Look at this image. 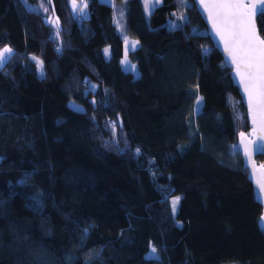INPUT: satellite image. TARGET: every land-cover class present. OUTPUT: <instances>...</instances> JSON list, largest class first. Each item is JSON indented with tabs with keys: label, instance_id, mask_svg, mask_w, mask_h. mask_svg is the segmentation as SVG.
<instances>
[{
	"label": "trees",
	"instance_id": "1",
	"mask_svg": "<svg viewBox=\"0 0 264 264\" xmlns=\"http://www.w3.org/2000/svg\"><path fill=\"white\" fill-rule=\"evenodd\" d=\"M71 1L0 0V49H13L0 70V264H264L236 148L246 112L192 0H161L148 18L141 0H113L138 42L136 77L113 5L85 0L80 17ZM175 14L185 21L167 27Z\"/></svg>",
	"mask_w": 264,
	"mask_h": 264
},
{
	"label": "snow or ice",
	"instance_id": "2",
	"mask_svg": "<svg viewBox=\"0 0 264 264\" xmlns=\"http://www.w3.org/2000/svg\"><path fill=\"white\" fill-rule=\"evenodd\" d=\"M72 3L75 10L76 0H72ZM199 3L208 13V20L223 42L229 63L234 66L236 76L239 77V83L248 98L253 123H259L261 130H264V38L258 35L255 23L257 18L264 22V0H199ZM149 6L155 7L146 0L145 7ZM44 10L47 11V8ZM78 10L83 12L84 8L81 7ZM181 19L186 17L182 16ZM171 27L178 28L180 25L174 24ZM125 43L127 46V40ZM136 43L138 42H133L131 47L134 48ZM208 51L205 49L206 53ZM107 52L108 49H105L106 54ZM12 56L13 49L10 47L0 49V70L10 62ZM38 63L42 67L43 62L38 61ZM124 63L129 70L135 71V65H130L127 59ZM199 104L200 99H197V105ZM256 150L264 152V143H258ZM258 183L260 191H264V182ZM179 199L176 197L172 201L173 211L176 210ZM261 221L264 222V217H261ZM156 254L157 249L152 247L147 258H156Z\"/></svg>",
	"mask_w": 264,
	"mask_h": 264
},
{
	"label": "water",
	"instance_id": "3",
	"mask_svg": "<svg viewBox=\"0 0 264 264\" xmlns=\"http://www.w3.org/2000/svg\"><path fill=\"white\" fill-rule=\"evenodd\" d=\"M192 3L205 25L206 33L213 47H215L221 55L225 67L230 70L232 85L237 89L240 101L246 112V120L249 126V131L247 133L243 132L237 135L236 148L242 161V167L247 171L246 177L252 187L254 199L261 207L259 226L264 233V222L261 221V217H264V191H260V184L258 183L264 182V159L263 161L256 159L258 156H263L264 158V152L256 150V145L258 143H264V139H262V137H264V130H261L259 123H253L247 95L244 92L242 85L239 83V77L236 76L234 66L229 63L227 53L224 51L223 42L216 35L211 22L208 20V13L204 11V8L199 3V0H192ZM256 28L258 35L261 38H264L257 25Z\"/></svg>",
	"mask_w": 264,
	"mask_h": 264
},
{
	"label": "rangeland",
	"instance_id": "4",
	"mask_svg": "<svg viewBox=\"0 0 264 264\" xmlns=\"http://www.w3.org/2000/svg\"><path fill=\"white\" fill-rule=\"evenodd\" d=\"M99 1L102 2V3L108 4V5H113V21H114V23L116 25L117 32L121 36L122 42H123L122 56H121V58L119 60L120 65H121V68L123 70H125V71H129V72L133 73V75L135 77L138 76L139 73H138V70H137L136 66H135V71H132V70H129V68L126 67V65L124 63V61L127 59V61L130 63V65H135L134 63H132L129 60V58H128V52L138 46V43H136V46L134 48L131 47L132 43L133 42H137V40L134 39V38H132V37H130V36H128V35H126V33L124 31V25H125V21H124V17H125L124 16V10H125V7H126L125 2L115 3L113 0H99ZM148 2H149L150 5H155V7L161 4V0H148ZM24 3H25V5H26L27 8H29V9H36V4H27L25 1H24ZM141 3H142V8H143L144 15H145L146 18H148V16L152 13V11L154 10L155 7L149 6L148 8H146L145 7L146 0H141ZM85 4H86V1L85 0H80V1H77L76 0V9L74 10L73 3L71 1L70 2L71 12L74 15H79L80 17H86L87 16V8L84 7ZM81 7L84 8L83 12H80L78 10ZM44 8H47V11H45L46 21L53 28V30H54L53 32L56 33V30L58 29V22H57V19H56L55 15H54V11H53L52 5L50 7L49 5H46L45 4ZM174 16H177V14H175ZM182 16L184 17V15H179V16H177V18H175L173 20L172 19H168L167 22H166L167 27H171L174 24L181 25L185 21V19H183V20L181 19ZM260 32H261L262 36H264V27L262 29H260ZM126 40L128 42L127 43V46H126V43H125ZM105 49H108L107 54L105 53ZM102 52H103V56L105 58H108L109 57L110 51H109V48L107 46L103 48ZM30 59L34 63L38 64L37 63V61H38L37 58L36 59H33V57H30ZM38 67H37V74L38 75H42L43 72L41 70V66L39 68ZM200 106H201V99H200V104L199 105H197V102H196L195 112H197V111L200 110ZM256 159L259 160V161H263L264 158H262V159L256 158ZM176 197H179L180 198L179 195H177V196L175 195V196H171L170 197V208H171L172 214H174V215H175V212H176V210L178 208V204H179V202H178V204L176 206V210L173 211L172 201Z\"/></svg>",
	"mask_w": 264,
	"mask_h": 264
},
{
	"label": "crops",
	"instance_id": "5",
	"mask_svg": "<svg viewBox=\"0 0 264 264\" xmlns=\"http://www.w3.org/2000/svg\"><path fill=\"white\" fill-rule=\"evenodd\" d=\"M37 63H38V61H37ZM35 64H36V63H35ZM38 66L40 67L41 65L38 63V64H36V67H38ZM39 67H38V68H39ZM42 75H43V74H42ZM42 75H38V76H42Z\"/></svg>",
	"mask_w": 264,
	"mask_h": 264
}]
</instances>
